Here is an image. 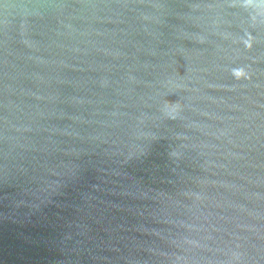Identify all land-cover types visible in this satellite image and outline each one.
Wrapping results in <instances>:
<instances>
[{
	"label": "water",
	"instance_id": "1",
	"mask_svg": "<svg viewBox=\"0 0 264 264\" xmlns=\"http://www.w3.org/2000/svg\"><path fill=\"white\" fill-rule=\"evenodd\" d=\"M0 264H264V0H0Z\"/></svg>",
	"mask_w": 264,
	"mask_h": 264
},
{
	"label": "clouds",
	"instance_id": "2",
	"mask_svg": "<svg viewBox=\"0 0 264 264\" xmlns=\"http://www.w3.org/2000/svg\"><path fill=\"white\" fill-rule=\"evenodd\" d=\"M233 75L236 77V78H240L244 75L243 71L241 70H236L233 72Z\"/></svg>",
	"mask_w": 264,
	"mask_h": 264
}]
</instances>
